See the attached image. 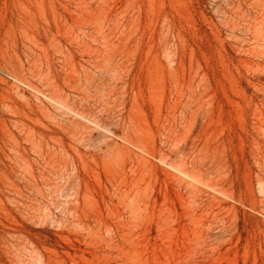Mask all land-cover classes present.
Masks as SVG:
<instances>
[{
    "label": "rangeland",
    "instance_id": "1",
    "mask_svg": "<svg viewBox=\"0 0 264 264\" xmlns=\"http://www.w3.org/2000/svg\"><path fill=\"white\" fill-rule=\"evenodd\" d=\"M0 264H264V0H0Z\"/></svg>",
    "mask_w": 264,
    "mask_h": 264
}]
</instances>
